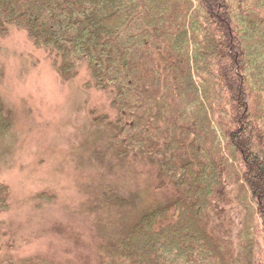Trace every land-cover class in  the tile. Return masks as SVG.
Returning a JSON list of instances; mask_svg holds the SVG:
<instances>
[{"label":"trees","instance_id":"trees-1","mask_svg":"<svg viewBox=\"0 0 264 264\" xmlns=\"http://www.w3.org/2000/svg\"><path fill=\"white\" fill-rule=\"evenodd\" d=\"M10 26L61 57L64 77L86 65L87 85L112 89L117 154L178 189L113 264H264V0H0V33ZM10 126L0 97V133ZM9 199L0 182V212Z\"/></svg>","mask_w":264,"mask_h":264},{"label":"rangeland","instance_id":"rangeland-1","mask_svg":"<svg viewBox=\"0 0 264 264\" xmlns=\"http://www.w3.org/2000/svg\"><path fill=\"white\" fill-rule=\"evenodd\" d=\"M10 27L0 33V97L11 114L0 133V182L10 188L0 264L5 254L23 264H113L119 240L178 189L144 156L117 154L112 89L87 85L86 65L64 77L61 57Z\"/></svg>","mask_w":264,"mask_h":264}]
</instances>
